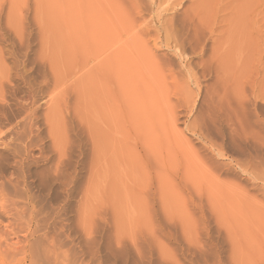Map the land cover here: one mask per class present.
Returning a JSON list of instances; mask_svg holds the SVG:
<instances>
[{
    "label": "rangeland",
    "instance_id": "374dc122",
    "mask_svg": "<svg viewBox=\"0 0 264 264\" xmlns=\"http://www.w3.org/2000/svg\"><path fill=\"white\" fill-rule=\"evenodd\" d=\"M135 1L122 95L97 0H0V264H264V0Z\"/></svg>",
    "mask_w": 264,
    "mask_h": 264
},
{
    "label": "bare ground",
    "instance_id": "6f19581e",
    "mask_svg": "<svg viewBox=\"0 0 264 264\" xmlns=\"http://www.w3.org/2000/svg\"><path fill=\"white\" fill-rule=\"evenodd\" d=\"M98 2H97V5H98V9H99V13H100V16H99V35H98V40L97 41H99L100 43H103V45H106V46H110L111 45V47H113V49H111V51H110V58L111 59H109V60H111L112 61V65L109 63V65H111V67H115L114 68V71H115V75L117 76V77H119V78H121L123 81H126L125 82V84H127L128 85V87H126V85L123 83V81L121 82V79H119V80H117L118 81V84H119V87H120V89L121 88H123V89H127V90H129V92H130V90L132 89V90H135L136 88H134L133 86L134 85H131V84H134L133 83V81L135 80L134 78H136V77H139L138 75L136 76V75H133L134 74V70H136V67H137V65H135V58L132 56V49H134L133 48V46L134 45H132V42H131V40H129V38H127V40H122V36L120 35V33H121V31H122V29H125V27L127 26V22H129L130 21V18H133V17H138L139 18V22H141L142 24L141 25H145V28H143V29H141L140 31H138L136 34H137V36L140 38V39H145L146 37H148L149 35H150V31L148 30V28H146V27H149V25H150V23H152V22H149V23H147V22H143L142 21V19H143V12H144V8H142V6H140L139 4H138V2L137 1H135V0H120V2H121V4L120 5H122V8H124V9H121V11L119 12V8L117 7V5H114V3H113V1L112 0H97ZM160 1L161 0H156V2L157 3H160ZM181 0H176V2L175 3H180L181 4V2H180ZM174 3V6L175 5H177V4H175ZM179 4V5H180ZM107 5L109 6V8H111L110 10H108L107 9ZM161 6H159L158 8H160ZM109 12V13H108ZM126 16V17H125ZM123 17V18H122ZM125 18H126V20H125ZM120 19L122 20V22H120ZM135 19V18H134ZM135 20H137V19H135ZM114 23V28L113 29H109V24H111V23ZM119 23V25H116L115 26V23ZM138 22V21H137ZM117 23V24H118ZM159 25H160V22L158 23ZM165 25V24H164ZM163 25V26H164ZM115 31H118V35H115ZM156 44H157V42H156ZM140 49V48H139ZM145 53H144V52ZM143 51L142 50H140V52H138L139 53V55H140V58H143V56L146 58V59H144V61H142V62H149V61H153V60H159V58L158 57H156L155 55H154V53L153 52H149V51H147L146 50V47H145V49H143ZM137 53V54H138ZM143 54V55H142ZM149 58V59H148ZM142 59V60H143ZM146 60V61H145ZM147 60H149V61H147ZM110 61V62H111ZM140 64H143V63H141V61L139 62ZM156 63V64H155ZM154 64H153V66L155 65H157V64H161L160 63V61L159 62H155ZM99 65V64H98ZM146 65V67H147V70L149 69L150 70V68H151V70L150 71H152V72H154L155 70H157L156 72H154V74L156 75L157 74V72L161 75V73L159 72V68H161L162 67V65H157L156 67H153V66H151L150 64H145ZM136 66V67H135ZM142 66H144V65H142ZM116 67H118V69L116 68ZM152 68H155V70L153 71L152 70ZM163 69H164V66L162 67ZM117 69V70H116ZM145 70V68H140V67H138L137 68V70L139 71L140 70V72L141 71H143V72H145V74L143 73V76H142V80H143V85L144 84H146V85H150L149 83H148V81L149 82H152L153 84L152 85H150V88L154 85V83L155 82H153L154 81V79H155V76L154 75H152L151 73V78L148 76V78H150L151 80H153V81H151V80H149L148 78V80L147 79H145V75L146 74H148L150 71L148 70L147 71V73H146V70ZM93 70H95V69H93L92 68V72H93ZM161 70V69H160ZM121 73V75H122V77H121V75H118V73L119 72ZM162 72L164 71V70H161ZM133 72V73H132ZM205 72V71H204ZM221 72V71H220ZM119 73V74H120ZM215 74H216V71L214 72ZM217 73H219L218 71H217ZM98 74H100V73H98ZM134 76V78H133V76ZM140 75V74H139ZM141 75H142V72H141ZM221 74H216V77L217 78H220V77H222V75L220 76ZM100 76H101V74H100ZM104 76V75H103ZM136 76V77H135ZM153 76V77H152ZM218 76H220V77H218ZM124 78V79H123ZM145 80H144V79ZM154 78V79H153ZM162 78H163V80H162ZM216 78V79H217ZM157 79V80H156ZM156 82H157V84H159L158 86H161V88H163L162 86H164L163 84L164 83H166V81H164V80H166V78H164L163 76H161L160 78H159V76H158V74L156 75ZM131 80H133V81H131ZM196 81H197V79H195ZM199 80V79H198ZM217 80H219V79H217ZM120 81V82H119ZM158 81H160V82H158ZM168 81V80H167ZM196 81H195V85L197 84L196 83ZM131 82V83H130ZM141 81H139V83H140ZM146 82V83H145ZM161 82H163V84H161ZM199 82V81H198ZM130 83V84H129ZM141 84V83H140ZM157 84H156V87H157ZM144 86L145 88H148V86ZM200 85V84H199ZM131 86V87H130ZM130 87V88H129ZM135 87H136V84H135ZM198 87V86H197ZM199 88V87H198ZM202 88V87H201ZM215 88V87H214ZM119 89V91L120 92H122V95H123V93L125 94V95H128V93H127V91L126 90H123V89H121L120 90ZM209 89V88H208ZM200 90V89H199ZM207 90V89H206ZM213 90V89H212ZM126 91V92H125ZM202 91V90H201ZM210 91V94L212 95V91H211V89L209 90ZM200 92V91H199ZM214 94H215V96L217 95V94H220V93H217V91L215 92V89H214ZM219 92V91H218ZM217 93V94H216ZM132 96H133V91H132ZM153 94H156V92L155 93H153ZM200 94V93H199ZM207 94H209V92H207ZM206 94V95H207ZM117 95H119V94H117ZM211 95H207L206 97H208V96H211ZM156 95H153L152 97H155ZM213 96V95H212ZM211 96V97H212ZM119 98H120V96H119ZM127 97H125V98H122V99H126ZM143 98L144 99H146L147 100V98L145 97V96H143ZM183 98V100L184 101H177V103L178 102H180V104H182L183 102H185V99L186 100H189V102H191L190 101V99H188V98H186L185 97V99H184V97H182ZM181 98V99H182ZM213 99H212V101H211V103L213 102V103H215V101H213V100H216V98H214V97H212ZM144 99L142 100L143 102H145V103H143V105H142V101L140 102L141 103V105H140V103L139 104H137L136 106H134L135 108H136V110H138L139 111V109H143V108H147V102H146V100L144 101ZM157 99H160V98H157ZM206 99V101L205 102H207L208 104L210 103V100H209V97L208 98H205ZM152 100V99H151ZM164 100L165 99H162V102H160V100L159 101H157L156 103H157V105L160 107V110H162V113H163V115L164 116H166L167 117V119H168V124H169V126L171 127L174 123H172V121L173 120H175V119H177V117L175 116V115H177V111L175 110V108H176V105H174V104H172V102H165L166 104H164L163 105V103H164ZM207 100H209V101H207ZM218 100V99H217ZM216 100V101H217ZM220 100V99H219ZM122 102V101H121ZM188 101H187V105H189L190 103H189ZM174 103V102H173ZM186 103V102H185ZM189 103V104H188ZM207 103H205V104H207ZM212 103V104H213ZM146 104V105H145ZM167 104H169V106L167 105ZM172 104V105H171ZM179 104V103H178ZM207 104V106L208 107H210V109H212V105L211 104H209L208 105ZM220 104V103H219ZM129 105H131V104H129ZM133 105V104H132ZM164 107H163V106ZM183 106H187V105H185V104H182ZM181 105V106H182ZM214 105V104H213ZM221 105V104H220ZM138 106V107H137ZM170 106H171V108L172 109H170ZM174 106V107H173ZM178 106V105H177ZM190 106H191V104H190ZM189 106V107H190ZM216 106H218V105H216ZM130 107V106H129ZM128 107V108H129ZM133 107V106H132ZM142 107V108H141ZM166 107H168L169 108V112H168V108H167V110H166ZM179 107L180 106H178V109H179ZM188 107V106H187ZM188 107V108H189ZM181 108V107H180ZM187 108V109H188ZM173 109H174V111H173ZM182 109V108H181ZM184 109H185V107H184ZM183 109V110H184ZM218 109H219V107H218ZM147 110V109H146ZM172 110V111H171ZM180 110V109H179ZM213 111H215V109H212ZM212 110H211V114H212ZM220 110V109H219ZM121 111V110H120ZM127 111H130L129 109L127 110H125V112L124 113H126ZM141 111V110H140ZM174 112V113H172V114H174V115H172L171 114V112ZM209 112V111H208ZM217 112V111H216ZM121 113H122V111H121ZM150 113H151V110H150ZM170 113V114H169ZM204 113H207V112H205L204 111ZM203 113V114H204ZM128 114V115H127ZM131 114L133 115V113L130 111L129 113L127 112L126 114H123V116L125 117V115H127V118H128V116L129 117H131ZM145 113H141V115H142V119L141 120H143V117H148L147 115H144ZM202 115V114H201ZM205 116H206V114H204ZM170 116H172L173 118V120L171 119V117ZM212 116V115H211ZM203 115L201 116V118H199L198 120H197V123H198V121H200V119L202 120L203 119ZM206 117H208V116H206ZM210 117V116H209ZM132 118H134L133 116L131 117V119ZM164 120V122L165 121H167V119L166 118H159L158 120ZM126 120H128L129 121V119H126V117H125V120H124V118H123V121L125 122ZM134 119H132V121H133ZM205 120V119H204ZM169 121H171V122H169ZM127 122V121H126ZM130 122V121H129ZM129 122H127L128 124H129ZM134 122V121H133ZM132 122V123H133ZM118 123V122H117ZM172 124V125H171ZM164 125H166V124H164ZM132 126H133V124H132ZM131 126V128H133ZM136 126V125H135ZM149 126V124H147V126L146 125H144V127H148ZM168 126V125H167ZM143 127V128H144ZM154 127V126H153ZM152 127V128H153ZM173 127H175V125L173 126ZM187 128H188V126H186ZM153 130L155 131L156 129H155V127L153 128ZM159 131H160V128L158 129ZM128 132H129V130H128ZM202 135V134H201ZM210 145H212V142L210 143ZM214 146H216L215 144H213ZM209 146V145H208ZM214 146H211L212 148L211 149H213V147ZM217 147V146H216ZM217 150V149H216ZM213 150H211V152H212ZM218 151V150H217ZM216 152V151H215ZM214 152V153H215ZM217 153V152H216ZM215 153V154H216ZM219 154H220V151H219ZM217 155V154H216ZM254 167V166H253Z\"/></svg>",
    "mask_w": 264,
    "mask_h": 264
}]
</instances>
